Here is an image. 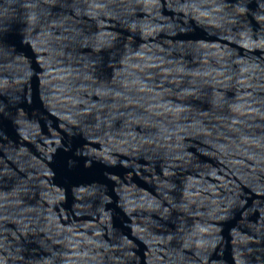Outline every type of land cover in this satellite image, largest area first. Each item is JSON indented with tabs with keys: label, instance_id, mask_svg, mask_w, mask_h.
Masks as SVG:
<instances>
[{
	"label": "water",
	"instance_id": "obj_1",
	"mask_svg": "<svg viewBox=\"0 0 264 264\" xmlns=\"http://www.w3.org/2000/svg\"><path fill=\"white\" fill-rule=\"evenodd\" d=\"M262 17L0 0V264H264Z\"/></svg>",
	"mask_w": 264,
	"mask_h": 264
},
{
	"label": "snow or ice",
	"instance_id": "obj_2",
	"mask_svg": "<svg viewBox=\"0 0 264 264\" xmlns=\"http://www.w3.org/2000/svg\"><path fill=\"white\" fill-rule=\"evenodd\" d=\"M262 19H264V17H262ZM64 163H65V165H68L69 164V161L68 160H65Z\"/></svg>",
	"mask_w": 264,
	"mask_h": 264
}]
</instances>
